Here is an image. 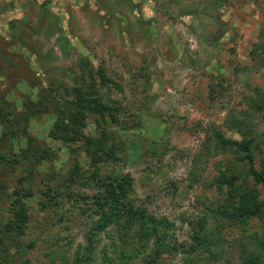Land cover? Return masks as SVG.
Returning <instances> with one entry per match:
<instances>
[{"label":"rangeland","instance_id":"1","mask_svg":"<svg viewBox=\"0 0 264 264\" xmlns=\"http://www.w3.org/2000/svg\"><path fill=\"white\" fill-rule=\"evenodd\" d=\"M255 44L264 0H0V131L10 133L0 138V264H74L80 244L87 264L85 209L102 185L127 189L158 221L156 236L131 240L144 245L129 264L264 262V216L231 221L220 210L241 186L264 204V181L238 148L249 142L264 174ZM82 88L110 109L71 119ZM101 140L114 156L91 164ZM99 240L92 264H105L110 239Z\"/></svg>","mask_w":264,"mask_h":264},{"label":"trees","instance_id":"2","mask_svg":"<svg viewBox=\"0 0 264 264\" xmlns=\"http://www.w3.org/2000/svg\"><path fill=\"white\" fill-rule=\"evenodd\" d=\"M212 1L216 2L219 0ZM254 49L255 50L251 51V53L257 58H260V62L262 61V64L264 65V45L255 44ZM102 75L104 76V74ZM85 91L87 92L85 88H82L81 91L77 90V93L73 94L74 97L69 99L70 107L72 108L73 106L75 109L78 107V110H69L68 106H64L66 110H69L68 113L70 114L71 119H73L74 117L77 120L80 119L78 113L80 108L85 110L94 109L95 107L94 111L98 114H104L108 109H110V107L102 103L99 98L94 97L92 99V97H90L88 94L92 96L93 94L89 92L85 93ZM262 98L264 99V95ZM253 102L254 104H259L256 99H253ZM5 115L6 113L2 114L0 111V117L3 116L6 119ZM3 124L4 123H2V120H0V125L2 126ZM58 128L59 136L63 135L60 134L61 129L63 128L59 125ZM3 130L4 129L0 131V138L8 137L10 133ZM68 131H70L69 126ZM72 132L70 134H67L65 132V137L71 139L73 134ZM219 137L221 136L219 135ZM231 141L232 140H226L222 144L230 145ZM102 146L104 147V143L101 140V142L98 143V147ZM111 147H109L108 149L104 147L105 150H103V152L101 149L94 151L93 153L97 152L94 155H98L99 160H96L97 158H95L94 156V159H91L92 161L90 163L92 164L95 161L99 163L100 160L102 161V159L107 160L109 157L114 156V151ZM238 148L246 152V157L249 159L250 169H252L255 180L264 181V174L261 175L260 172L254 170L249 142H246L243 146L242 144L238 145ZM104 153L105 156H100ZM96 171L98 172V170H94V174L92 175L93 177L89 180L92 181L94 177H97ZM77 172L78 169L74 170L72 172V175H77ZM81 180L77 181H81L82 184L85 183V179ZM73 181H75V178L68 180V184ZM118 188L119 187L116 186L115 190ZM110 189L112 188H109L107 185H102V190L98 192L96 196H94V200L93 203L90 205V209H85V212L87 213L88 222L87 226L82 231V237H84L87 245L85 246L87 249V254L85 256L87 264H92L91 261L97 258L96 249L100 242L99 236L102 233H104L110 239V244L104 245L102 250L100 251V253H102V261L105 264L115 262H118L120 264H129L131 256L132 259H137L141 255V253H143L142 247L144 245L142 244V246L140 247H128V245L131 243V240L136 239V241L141 242L146 240V234L151 233L152 235H157V229L159 225L158 221L144 209L135 206L132 199L128 198L129 192L127 189L119 188V190H121L116 193H111ZM227 199L228 203L224 204L225 206H223V208L220 210L223 212L224 209V212L226 213V215H228L231 221L244 220L253 216H264V204L259 201L258 192L255 188H250L246 186L234 188L229 192ZM115 225H117L118 229L117 235H113V233L110 231V228ZM1 234H3V231H1ZM205 236H207V234ZM215 244L216 247L221 248L222 244L220 242H215ZM82 246H84V244H80L79 247L73 253L74 264H81L82 262V258L80 255V249L82 248ZM205 249L209 250L210 248H206L205 246ZM260 249L264 251V239L261 243ZM164 251H166V249L162 244V241H157V247L154 249V252H158L160 254ZM210 251L211 253L214 252L213 250ZM110 254L113 255V258L110 257ZM213 254L217 256L215 258L218 259V254ZM240 258L242 259L241 264H264V262L262 260H259L257 256H249L248 258H246L245 261V258L243 259L241 253ZM229 264L233 263L230 261Z\"/></svg>","mask_w":264,"mask_h":264}]
</instances>
